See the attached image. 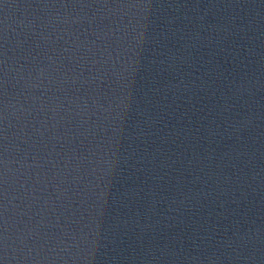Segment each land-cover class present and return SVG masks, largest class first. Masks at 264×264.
I'll list each match as a JSON object with an SVG mask.
<instances>
[{
    "label": "water",
    "instance_id": "95a60500",
    "mask_svg": "<svg viewBox=\"0 0 264 264\" xmlns=\"http://www.w3.org/2000/svg\"><path fill=\"white\" fill-rule=\"evenodd\" d=\"M0 264H264V0H0Z\"/></svg>",
    "mask_w": 264,
    "mask_h": 264
}]
</instances>
